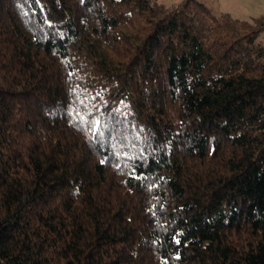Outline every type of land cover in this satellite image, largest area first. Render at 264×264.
Instances as JSON below:
<instances>
[{"label":"trees","instance_id":"1","mask_svg":"<svg viewBox=\"0 0 264 264\" xmlns=\"http://www.w3.org/2000/svg\"><path fill=\"white\" fill-rule=\"evenodd\" d=\"M263 32L0 0V264H264Z\"/></svg>","mask_w":264,"mask_h":264},{"label":"rangeland","instance_id":"2","mask_svg":"<svg viewBox=\"0 0 264 264\" xmlns=\"http://www.w3.org/2000/svg\"><path fill=\"white\" fill-rule=\"evenodd\" d=\"M172 5L179 0H160ZM217 16L229 13L238 19L264 16V0H201ZM260 43L264 44V32L259 35Z\"/></svg>","mask_w":264,"mask_h":264}]
</instances>
